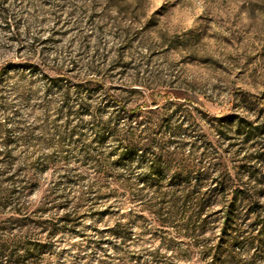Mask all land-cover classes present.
<instances>
[{
	"label": "rangeland",
	"instance_id": "1",
	"mask_svg": "<svg viewBox=\"0 0 264 264\" xmlns=\"http://www.w3.org/2000/svg\"><path fill=\"white\" fill-rule=\"evenodd\" d=\"M193 8L0 0V264H264V0L206 4L183 31ZM223 181L257 237L234 249ZM190 182L194 231L172 208Z\"/></svg>",
	"mask_w": 264,
	"mask_h": 264
},
{
	"label": "trees",
	"instance_id": "2",
	"mask_svg": "<svg viewBox=\"0 0 264 264\" xmlns=\"http://www.w3.org/2000/svg\"><path fill=\"white\" fill-rule=\"evenodd\" d=\"M3 18H4V23L6 26L8 27H12L13 30L16 28V25L12 22V20L6 15V8L2 7V11H1ZM21 64L25 67H33L34 63L30 62L29 60H22ZM1 76V74H0ZM59 77L56 78H51V80L53 82H58V78L61 77V75H58ZM163 96H168V95H173L175 98L177 99H186L187 94L183 93V92H178V91H174V92H168V91H164L161 93ZM243 94L254 101H260L259 98H257L255 95L249 93V92H243ZM68 99V98H67ZM261 103V102H260ZM263 104V103H261ZM142 106H137L135 108L129 109V112H136L139 109H141ZM150 181L154 182H150L151 185L154 186H158L160 187V185L156 179H151ZM155 181H157V183L155 184ZM229 187V182L228 181H223L221 182V190L220 193L222 194L225 200V210H223L224 216H223V221L225 226L223 227V229H225L226 225H228L227 227H229L230 231H233L234 233L227 235V239L225 241L226 247L229 249H234V247L236 245H245L248 244L249 241L252 236L250 235H245V232H242L241 234L238 233V230L236 228H234L238 222L235 218H233L232 212L234 210V207L236 205V203L238 201H242L245 202L247 201L246 197H243L241 199H239L238 196H233L232 198L228 199V192L227 189ZM217 187L212 189V192L217 191ZM229 195V194H228ZM205 194L201 193V185L199 182H190L189 185L187 187L184 188L183 192L181 193L180 197H175L172 199V208L174 206H176L178 203H180L181 207H180V211H181V215H182V220H183V224H184V228H187L186 230L189 231H194L196 230L197 224L199 222V220L201 219V216L203 215V211L205 209V203H206V199H205ZM180 198V201H179ZM227 206V208H226ZM233 208V209H232ZM160 210L165 209L164 206L159 208ZM69 217V215L65 214L64 215V220H67ZM68 221V220H67ZM203 221V220H202ZM252 240H257V237H253ZM25 256L27 258H33L36 257L34 252H31L30 250H26L25 251ZM215 259L212 260V262H214Z\"/></svg>",
	"mask_w": 264,
	"mask_h": 264
},
{
	"label": "clouds",
	"instance_id": "3",
	"mask_svg": "<svg viewBox=\"0 0 264 264\" xmlns=\"http://www.w3.org/2000/svg\"><path fill=\"white\" fill-rule=\"evenodd\" d=\"M166 0H161V3H165ZM228 3L229 5H231L233 3V0H188V3L190 6H194V8L192 9V19L190 21H188L186 24H180V27L183 31H188L189 29H191L194 24H195V19L196 16L200 13H202L204 11V6L207 5H221V4H225ZM245 2V0H235V3L237 5L243 4ZM239 11V8H233L231 13L229 14V16H225L224 19L225 20H229L230 17H234L235 13ZM222 15V14H221ZM241 16L243 18L247 17V13H241ZM179 23V22H178ZM214 28H216V32L219 34V37H224V36H231V33L228 31L224 30V27H231L230 24H225L222 27L217 28L216 25H213ZM170 35H175V33H170ZM222 42V40H221ZM215 82V81H212Z\"/></svg>",
	"mask_w": 264,
	"mask_h": 264
}]
</instances>
